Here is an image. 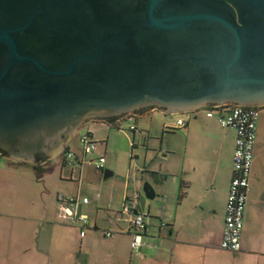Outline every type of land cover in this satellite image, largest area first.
<instances>
[{"label": "water", "instance_id": "obj_1", "mask_svg": "<svg viewBox=\"0 0 264 264\" xmlns=\"http://www.w3.org/2000/svg\"><path fill=\"white\" fill-rule=\"evenodd\" d=\"M230 104L264 106V0H0L9 158L55 157L90 120Z\"/></svg>", "mask_w": 264, "mask_h": 264}, {"label": "crops", "instance_id": "obj_2", "mask_svg": "<svg viewBox=\"0 0 264 264\" xmlns=\"http://www.w3.org/2000/svg\"><path fill=\"white\" fill-rule=\"evenodd\" d=\"M200 110L205 109L191 111L194 118L199 117ZM206 117L209 119L207 126L220 123L217 116L206 114ZM122 118L114 122L90 120L99 125L89 131L100 141L105 137L99 133L101 129L109 131L118 127ZM178 119L171 129L181 128L177 127ZM261 120L263 122L260 114V123ZM189 124L186 121L184 126H189L188 131ZM168 130L165 127L163 133ZM74 136L68 144L80 155L83 150L80 142L79 146L71 145ZM225 137L234 143L231 159L217 162L202 193H194L193 180L190 181L192 188L188 182L179 187L181 192L188 189L183 197H179L177 191L167 193L169 177L178 172L164 171L163 166L153 171L156 207L141 201L137 206L140 212L150 214L140 253L132 250L128 215L102 208L90 194L83 193L82 175L90 164L77 166V177V167L66 164L63 152L36 162L3 154L0 161V264H264V190L251 193L255 178L253 168L244 214L242 248L230 251L221 247L228 193L234 176L236 130L227 127ZM103 141L107 145V140ZM166 149L169 154L174 151L171 150L174 148ZM105 152L104 149L98 156H106ZM171 183L173 186L175 179ZM59 193L90 199L89 203L81 200L78 204V212L90 218L84 236L82 228L61 219ZM126 196L130 198L128 194ZM104 229H112L114 235L106 237Z\"/></svg>", "mask_w": 264, "mask_h": 264}, {"label": "rangeland", "instance_id": "obj_3", "mask_svg": "<svg viewBox=\"0 0 264 264\" xmlns=\"http://www.w3.org/2000/svg\"><path fill=\"white\" fill-rule=\"evenodd\" d=\"M136 114L141 116H126L120 120L118 127L111 128L109 131L102 128L99 133L105 137L100 141L95 140L99 142H97V149L93 150L91 155L98 159L99 152H104L105 149L107 160L104 168L114 171V175L105 178L104 173L97 170L94 165H88L86 172L82 175L83 193L90 194L102 208L121 212L127 194L137 203L141 201L143 204L150 203L156 207V199L151 200L146 196L144 184L148 182L156 189V178L152 177L153 171H158L162 166L164 171L166 169L169 172H178L169 177L167 193L176 191L180 193L179 187L186 184L185 182H188L192 188L190 184L192 180L194 193H202L217 162L223 159L229 162L231 159L234 143L225 137L227 127L224 128L220 123L207 126L209 119L206 117L205 110L198 112V118H194L191 111L168 113L157 108ZM260 114L263 122L261 120V123H258L253 162L255 178L251 184L254 192L251 193H261L264 190V106L261 107ZM178 117H183L185 121L190 122L189 131V126L171 129ZM95 125L99 124L95 121L86 122L74 134L75 136L73 135L71 145L79 146L81 135ZM132 125L138 127L136 132H133ZM165 127L169 130L163 133ZM104 139L107 140V145L105 141L102 142ZM166 148H174L171 149L174 151L169 154ZM78 172L77 167V177ZM174 179L175 184L173 183L172 186L170 183ZM182 190L186 193L188 189ZM246 214L248 215V209Z\"/></svg>", "mask_w": 264, "mask_h": 264}, {"label": "built area", "instance_id": "obj_4", "mask_svg": "<svg viewBox=\"0 0 264 264\" xmlns=\"http://www.w3.org/2000/svg\"><path fill=\"white\" fill-rule=\"evenodd\" d=\"M208 117L217 116L223 127H231L236 130V148L234 153V176L232 178L226 205V219L223 230L221 247L230 251H239L242 248V235L244 228V214L250 189V179L252 174L254 151L257 142V129L260 118V106L246 105H216L203 106ZM186 121L178 119L177 127H183ZM133 130L138 127L132 125ZM80 141L83 147L82 154L69 148L63 153L66 164L70 166L83 167L85 164L94 165L98 170H104L106 157L101 155L96 159L91 154L97 149L91 131L81 135ZM80 156V157H79ZM3 154L0 152V161ZM60 201V217L64 221L82 228L81 234L85 235L89 226L90 218L87 214L78 212V204L82 200L89 203L88 197L79 195L65 196L58 194ZM138 203L135 199L126 198L122 208V213L128 215L129 231L132 235V250L140 253L144 245V237L148 228V212H140L137 209ZM106 237H112V229H104Z\"/></svg>", "mask_w": 264, "mask_h": 264}, {"label": "trees", "instance_id": "obj_5", "mask_svg": "<svg viewBox=\"0 0 264 264\" xmlns=\"http://www.w3.org/2000/svg\"><path fill=\"white\" fill-rule=\"evenodd\" d=\"M261 107H262V106H260V109H261ZM107 120H109V121H111V122H114V121L116 120V118L107 119ZM183 127H184V126H183ZM132 130H133V129H132ZM133 132H136V131L133 130ZM69 148H70V146L68 145V146L66 147L65 151H66L67 149H69ZM65 151H64V152H65ZM42 158H44V156L40 155L39 159H42ZM184 194H185V192L182 190V192H180L179 197H183Z\"/></svg>", "mask_w": 264, "mask_h": 264}, {"label": "flooded vegetation", "instance_id": "obj_6", "mask_svg": "<svg viewBox=\"0 0 264 264\" xmlns=\"http://www.w3.org/2000/svg\"><path fill=\"white\" fill-rule=\"evenodd\" d=\"M150 110V109H156V107H149V108H146V109H142V110H139V111H137L136 113H143V111H146V110ZM158 109V108H157ZM136 113H130V114H126V115H124V116H122V117H125V116H130V115H136ZM117 119V118H116ZM63 154V153H62Z\"/></svg>", "mask_w": 264, "mask_h": 264}]
</instances>
